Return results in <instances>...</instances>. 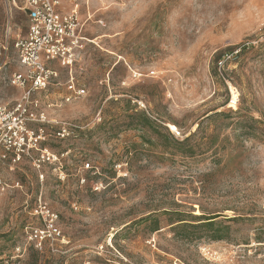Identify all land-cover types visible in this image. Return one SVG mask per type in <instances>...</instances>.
I'll list each match as a JSON object with an SVG mask.
<instances>
[{"label": "rangeland", "instance_id": "rangeland-1", "mask_svg": "<svg viewBox=\"0 0 264 264\" xmlns=\"http://www.w3.org/2000/svg\"><path fill=\"white\" fill-rule=\"evenodd\" d=\"M23 2L0 0L8 105ZM63 6L86 49L36 97L50 163L1 168L0 264H264V0Z\"/></svg>", "mask_w": 264, "mask_h": 264}, {"label": "built area", "instance_id": "built-area-1", "mask_svg": "<svg viewBox=\"0 0 264 264\" xmlns=\"http://www.w3.org/2000/svg\"><path fill=\"white\" fill-rule=\"evenodd\" d=\"M20 9L28 16V28L15 42L21 70L9 80L20 90V96L13 105L0 102V193L8 187L2 166L13 170L23 157L30 158L37 168L43 162L50 163L48 148L41 147L45 132L39 127L47 117L36 97L58 79L57 65L72 71L87 41L77 9H64L63 0H24ZM73 81L71 75L68 90L83 94L84 90L77 89ZM170 131L175 138L184 137L177 127ZM43 236L44 232L38 230L32 237L42 240Z\"/></svg>", "mask_w": 264, "mask_h": 264}, {"label": "trees", "instance_id": "trees-1", "mask_svg": "<svg viewBox=\"0 0 264 264\" xmlns=\"http://www.w3.org/2000/svg\"><path fill=\"white\" fill-rule=\"evenodd\" d=\"M216 217H210V218H205L203 220H205L206 222L201 223L202 225L206 226V227H214L215 226V221H213Z\"/></svg>", "mask_w": 264, "mask_h": 264}]
</instances>
